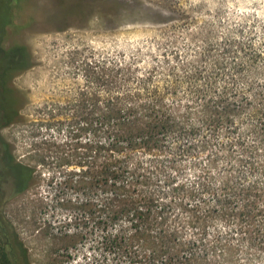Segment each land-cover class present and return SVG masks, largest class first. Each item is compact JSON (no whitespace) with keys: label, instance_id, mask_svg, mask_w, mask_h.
<instances>
[{"label":"trees","instance_id":"obj_1","mask_svg":"<svg viewBox=\"0 0 264 264\" xmlns=\"http://www.w3.org/2000/svg\"><path fill=\"white\" fill-rule=\"evenodd\" d=\"M16 1L0 0V28ZM164 25L156 49L88 65L75 111L35 124L36 165L0 137L2 172L15 194L40 166L59 172L75 193L58 197L66 218L109 264H264V17L219 6ZM28 58L0 54L1 124ZM0 264H29L1 214Z\"/></svg>","mask_w":264,"mask_h":264},{"label":"rangeland","instance_id":"obj_2","mask_svg":"<svg viewBox=\"0 0 264 264\" xmlns=\"http://www.w3.org/2000/svg\"><path fill=\"white\" fill-rule=\"evenodd\" d=\"M16 2L0 28V54L21 45L29 58L28 65L6 83L14 91L17 112L13 122H0V137L11 145L16 160L30 165L35 164L30 159L35 152L32 142L46 134L43 126L35 124L45 115L70 116L75 111L71 104L87 91L88 65L148 53L157 48L161 36L172 32L164 25L169 20L174 19L182 30L186 16L202 17L219 6L228 15L243 12L264 17V0ZM2 166L0 159V214L12 225L29 264H109L97 249L90 226L66 218L70 209L58 197L75 193L60 183L59 172L40 166L30 184L15 194Z\"/></svg>","mask_w":264,"mask_h":264},{"label":"flooded vegetation","instance_id":"obj_3","mask_svg":"<svg viewBox=\"0 0 264 264\" xmlns=\"http://www.w3.org/2000/svg\"><path fill=\"white\" fill-rule=\"evenodd\" d=\"M4 4H7V3L4 2ZM6 6H7V5H6ZM6 6L0 8V11H4V15H6V13H7V7H6ZM1 24H3V23H1Z\"/></svg>","mask_w":264,"mask_h":264}]
</instances>
